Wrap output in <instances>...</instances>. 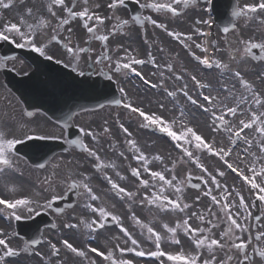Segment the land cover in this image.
Here are the masks:
<instances>
[{
	"label": "snow or ice",
	"instance_id": "1",
	"mask_svg": "<svg viewBox=\"0 0 264 264\" xmlns=\"http://www.w3.org/2000/svg\"><path fill=\"white\" fill-rule=\"evenodd\" d=\"M130 2L137 11L129 8ZM203 4L207 7L201 8V0H0V20L5 11L22 8L17 22L0 23V42L69 69L77 84L87 83L78 77H103L108 88L115 85L118 96L98 108L124 110L139 129L168 137L177 153H147L117 112L123 150L115 141L108 147L119 159L128 161L130 155L135 161L136 166L127 165L134 178L129 180L115 160L102 158L101 141L112 133L107 119L102 131L85 130L75 122L80 113L70 110L57 119L60 135L26 124L20 125L19 135L16 129L0 127V180L8 189L7 195L0 194V217L11 227L12 221L51 215L47 227L55 231L54 236L40 231L26 238L0 227V264H264V0H234L227 23L219 26L223 49L221 40L213 38V0ZM187 19H192L190 31L172 27ZM137 27L147 46L143 55L122 39ZM156 30L196 61L194 71L180 64L179 53L163 46ZM17 62L24 63L14 54L0 55V69L17 72ZM252 64L259 66L254 73L249 72ZM145 66L151 68L148 73ZM133 78L162 97L155 101L157 111L146 110L143 101L137 104L129 95L125 84ZM197 113L206 133L199 122L193 124ZM23 114L36 113L25 108ZM72 127L97 147L79 136L68 139L65 133ZM33 140H62L79 149L94 172L103 175L107 192L102 195L93 177L79 170L85 164L21 156L18 146ZM21 160L47 172L26 192L14 181ZM108 169L128 184L117 182ZM189 189L198 193L191 203ZM108 193L126 206L124 215L115 211V203L107 206ZM202 198L208 202L202 204ZM126 222L139 230V237ZM113 228L118 234H110ZM73 231L90 242L102 238L104 244L77 246L68 237ZM16 239L23 245H14Z\"/></svg>",
	"mask_w": 264,
	"mask_h": 264
},
{
	"label": "rangeland",
	"instance_id": "2",
	"mask_svg": "<svg viewBox=\"0 0 264 264\" xmlns=\"http://www.w3.org/2000/svg\"><path fill=\"white\" fill-rule=\"evenodd\" d=\"M89 119H92L93 117L92 116H90V117H88ZM69 158H72L73 159V166H75L76 164H77V162L79 163V164H85V167L83 168V169H79V170H83V171H87L88 172V166H87V163L85 162V160H84V156H82V155H78V156H70ZM133 178L129 175V180H132ZM227 183L229 184V185H232V183H231V181L230 180H227ZM116 201V200H115ZM113 203H115V202H111V203H109L107 206L109 207V208H111V205L113 204ZM116 204V208H118L119 209V213H121L122 215H124L125 213H126V211H125V209L124 208H126V207H124V206H120V205H117V203H115ZM122 207H124V208H122Z\"/></svg>",
	"mask_w": 264,
	"mask_h": 264
},
{
	"label": "flooded vegetation",
	"instance_id": "3",
	"mask_svg": "<svg viewBox=\"0 0 264 264\" xmlns=\"http://www.w3.org/2000/svg\"><path fill=\"white\" fill-rule=\"evenodd\" d=\"M120 15H122V16H124L125 18H127V16L129 15L128 13H124V12H121V13H119ZM198 174H199V171H198ZM137 237H139V231L138 232H136V234H135ZM148 245L147 244H145V247H147ZM176 246H174V248H175Z\"/></svg>",
	"mask_w": 264,
	"mask_h": 264
},
{
	"label": "water",
	"instance_id": "4",
	"mask_svg": "<svg viewBox=\"0 0 264 264\" xmlns=\"http://www.w3.org/2000/svg\"><path fill=\"white\" fill-rule=\"evenodd\" d=\"M81 80H84V79H81Z\"/></svg>",
	"mask_w": 264,
	"mask_h": 264
}]
</instances>
